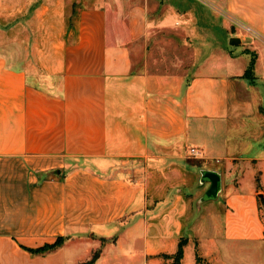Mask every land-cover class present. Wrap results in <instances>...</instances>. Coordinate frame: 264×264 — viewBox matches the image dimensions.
Instances as JSON below:
<instances>
[{"label": "crops", "instance_id": "0c3cea01", "mask_svg": "<svg viewBox=\"0 0 264 264\" xmlns=\"http://www.w3.org/2000/svg\"><path fill=\"white\" fill-rule=\"evenodd\" d=\"M157 29L192 50L171 71L150 69ZM190 146L215 198L202 171L191 194ZM255 174L264 187V0H0V264L97 248L93 264H164L181 238V264H264Z\"/></svg>", "mask_w": 264, "mask_h": 264}, {"label": "rangeland", "instance_id": "374dc122", "mask_svg": "<svg viewBox=\"0 0 264 264\" xmlns=\"http://www.w3.org/2000/svg\"><path fill=\"white\" fill-rule=\"evenodd\" d=\"M180 36H181L180 33H177L175 31H171V30H167V29L155 30V32L153 34V39L151 40L150 45H149V51L150 52L148 55V59H149L151 70L158 71V72L171 71V69H172L171 68L172 67L171 62L175 61L176 57L180 56V57H183L187 60L189 59V57L191 56V52H192V50L190 49V46L185 45V47H183V46H180L176 43V39H181ZM154 40H155V42H154ZM37 79H38L39 83L44 84L45 87H50L48 82H45L48 80V77L45 78V76H40V77H37ZM190 147L187 148L186 153H185L186 164L192 165L195 169H194L193 173H191V175L188 177V182H189L190 190L192 191L191 194L192 195L196 194L199 197V195L201 196V192L203 190L202 185L204 184L202 182V180L200 179L201 178V171L203 169V167H202L203 161H202V158H196L190 154V152H189ZM216 161H219V160H216ZM131 164H133V163H121V166L118 167V172H117L116 177H121L122 179H127V180L134 179V176L138 177L139 179L143 178L145 175L144 174L145 170L142 169V171H141V168H139V171L135 172L133 167H132L133 170H131V168H130ZM217 164H219V163H217ZM220 166H222V165H220ZM70 169H71V166H69L67 169L63 168L60 172H57L58 177H61L66 171H70ZM102 174L105 175V173H102ZM221 174L223 175L222 176L223 177L222 185H223L224 181H225V177H226V170H224L223 167L221 168ZM237 174L234 175L235 178L233 179V181H231L232 183H236V181L238 180V178L236 177ZM156 176H157L156 178L158 179L159 174ZM255 177L258 178L257 179V182H258L257 183V185H258L257 189L262 194V197L258 198V201H259V209H261V216L264 218V194L262 193V191H264V187L260 185V178L258 177V174H255ZM153 178H154V176H152V179ZM250 180H251L250 172L246 170L243 173V182L245 185H248V183H251ZM197 186H200V189H197ZM90 243L92 244V241H85V242L79 243L78 245L76 244V245H74L75 247H73L72 250L75 252L76 255H82L84 253V249H86L88 247L87 244H90ZM112 255L113 254H110L108 256L111 257ZM123 260H124V258H123ZM123 260H121V261L126 262ZM171 261H172V258H171L170 262Z\"/></svg>", "mask_w": 264, "mask_h": 264}, {"label": "trees", "instance_id": "16d2710c", "mask_svg": "<svg viewBox=\"0 0 264 264\" xmlns=\"http://www.w3.org/2000/svg\"><path fill=\"white\" fill-rule=\"evenodd\" d=\"M252 65H253V60H251L249 67L247 68V70L244 74L245 77L249 76ZM64 241H65L64 237L58 236L52 243H47V244H44V245L37 247V248H27L26 247V249L31 253L43 254V253H46L48 251H52V250L57 249L58 247H60L63 244ZM184 244H185V239L181 238L178 242L177 250L173 255L170 256L167 254H163V257L165 259H171L172 258L171 262L164 263V264H181V258L183 256ZM99 255H100V249L97 248L91 253V256L87 260L82 261L78 264H93L97 260Z\"/></svg>", "mask_w": 264, "mask_h": 264}, {"label": "water", "instance_id": "95a60500", "mask_svg": "<svg viewBox=\"0 0 264 264\" xmlns=\"http://www.w3.org/2000/svg\"><path fill=\"white\" fill-rule=\"evenodd\" d=\"M202 179L209 182V186L203 195V199L215 198L220 189V175L215 171H202Z\"/></svg>", "mask_w": 264, "mask_h": 264}, {"label": "built area", "instance_id": "2783aa9c", "mask_svg": "<svg viewBox=\"0 0 264 264\" xmlns=\"http://www.w3.org/2000/svg\"><path fill=\"white\" fill-rule=\"evenodd\" d=\"M189 152L192 156L196 158H203L201 150H199L197 147H190Z\"/></svg>", "mask_w": 264, "mask_h": 264}]
</instances>
